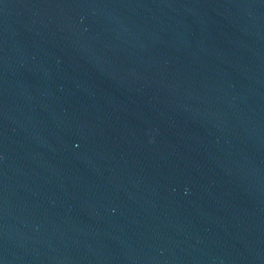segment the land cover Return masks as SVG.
<instances>
[{"label": "water", "instance_id": "water-1", "mask_svg": "<svg viewBox=\"0 0 264 264\" xmlns=\"http://www.w3.org/2000/svg\"><path fill=\"white\" fill-rule=\"evenodd\" d=\"M0 264H264V0H0Z\"/></svg>", "mask_w": 264, "mask_h": 264}]
</instances>
